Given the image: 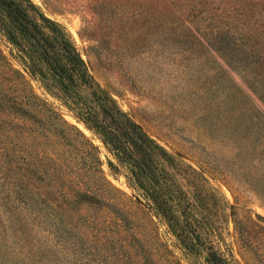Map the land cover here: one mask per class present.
<instances>
[{"label": "rangeland", "instance_id": "rangeland-1", "mask_svg": "<svg viewBox=\"0 0 264 264\" xmlns=\"http://www.w3.org/2000/svg\"><path fill=\"white\" fill-rule=\"evenodd\" d=\"M32 1L64 27L94 80L181 162L171 171L188 196H205L214 246L232 264H264V0ZM8 51L0 37V55ZM58 110L98 147L122 195L67 202L38 157H16L4 175L16 178L19 200L0 193V264H189L109 168L103 143ZM8 180L0 174L1 187Z\"/></svg>", "mask_w": 264, "mask_h": 264}, {"label": "trees", "instance_id": "trees-1", "mask_svg": "<svg viewBox=\"0 0 264 264\" xmlns=\"http://www.w3.org/2000/svg\"><path fill=\"white\" fill-rule=\"evenodd\" d=\"M0 37L9 47V57L0 55V174L11 177L0 185L6 201L14 203L12 195L19 200L21 189L13 174H4L16 157L30 156L61 179L59 192L65 189L67 202H109L107 191L122 195L105 178L98 147L58 110L64 108L103 143L109 168L125 177L135 200L167 227L189 264H232L213 244L205 196H188L175 179L171 169L181 162L94 80L64 27L32 0H0Z\"/></svg>", "mask_w": 264, "mask_h": 264}]
</instances>
